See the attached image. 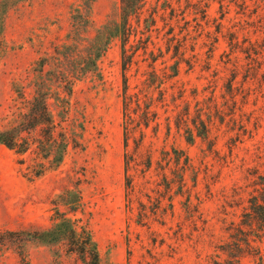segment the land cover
I'll list each match as a JSON object with an SVG mask.
<instances>
[{
    "label": "rangeland",
    "instance_id": "obj_1",
    "mask_svg": "<svg viewBox=\"0 0 264 264\" xmlns=\"http://www.w3.org/2000/svg\"><path fill=\"white\" fill-rule=\"evenodd\" d=\"M120 11L121 0H0V123L21 120L45 94L70 137L63 161L39 177L34 151L20 156L0 144V230L51 227L59 208L89 223L100 264H231L237 253L247 255L235 264H260L244 240H257L264 254V233L244 213L264 176V0H148L141 20L133 19L130 52L141 38L150 41L126 71L130 89L146 86L150 64L160 75L179 67L163 85L158 131L155 123L146 129L144 160L154 153L146 173L126 170L136 143L125 146L123 41L115 38L102 55L93 47ZM184 114L192 141L177 126ZM198 116L213 119L207 140L192 123ZM43 135L33 132L34 140ZM55 136L50 161L62 152L60 126ZM174 149L185 154L181 165L190 159L182 189L174 161L168 177L158 163L167 166L163 150L174 157ZM65 189L82 191L76 215L56 205ZM24 249L28 264H81L64 247L33 241ZM0 264L26 263L10 243Z\"/></svg>",
    "mask_w": 264,
    "mask_h": 264
},
{
    "label": "trees",
    "instance_id": "obj_2",
    "mask_svg": "<svg viewBox=\"0 0 264 264\" xmlns=\"http://www.w3.org/2000/svg\"><path fill=\"white\" fill-rule=\"evenodd\" d=\"M148 0H121V11L119 18L106 23L102 30L98 31L96 37V44L94 49L101 53V55L109 48L111 41L115 38H121L123 41L122 46V60L124 70V87L122 92L123 100V113H124V135L125 146H128L129 140L133 139L136 143L134 153L126 152V170L136 168L138 165L144 173L148 172L154 163L153 150H149V154L144 160L143 146L145 137L147 136L146 129H148L153 123H155V130L158 131L160 125L158 105L165 101L167 89L163 88V85L169 80L176 77L179 73L178 63L171 66V73L160 75L156 66L150 64L151 72L150 78L147 79L146 86L138 91L131 90L126 71L129 67L137 62L135 60L136 54L140 48H143L145 53L148 52L149 39L144 41L142 38L139 40L141 45H131L133 48L130 50L127 48V44L133 35H137L138 29L134 26L133 19L137 18L138 21L145 11V7ZM154 13L150 17L149 25H153L156 21ZM120 19V20H119ZM147 21V20H146ZM149 31V30H148ZM179 52V50H177ZM151 54L153 53L150 51ZM156 59L153 58L155 62ZM153 88V90H152ZM156 90L159 95L155 96ZM32 108L29 113L24 112L21 114V120L16 116L8 119L5 123H0V144L5 145L9 149L15 151L20 156L26 155L30 152H35L37 155L34 158L33 168L34 176L39 177L45 174L47 171L54 167V163L58 166L64 158L67 147L70 143V137L67 131V126L63 124H57L49 108L47 96L40 94L33 99ZM7 120V118H5ZM192 123L197 130V135L207 140L213 130V119L211 116L208 120H204L202 116H198ZM183 125L187 133L188 141L194 140V130L189 126V119L187 114L179 117L177 126ZM60 126L62 130V143L61 155L55 160H48L49 153H53L57 146V139L55 136L56 130ZM38 128L47 131V136L43 135L38 140H34L33 132ZM37 141V142H36ZM175 156L173 157L168 150H163L165 157L163 160H167V166L159 163V167L163 171L164 177H168L166 172L170 163L174 161L179 172L180 189L184 187L185 178L182 170H187L190 166V159L186 155L184 157L183 165H181V159L185 155L184 152L174 149ZM180 153H183L181 156ZM21 163L25 162L22 158ZM49 161V162H48ZM143 165V166H142ZM55 169V168H54ZM138 169V167H137ZM132 178L130 181V187L136 188V184L133 183V174H129ZM261 180L259 184L261 188L258 189V194L253 195L251 198L250 208L246 209L244 216L247 218L248 225L253 227L256 224L257 233H264V176H260ZM75 196H72L74 195ZM59 202L56 205H65L68 207L69 212H73L76 215L77 211L83 206V194L81 190L65 189L60 194ZM53 224L51 227L45 229H21V230H0V255L10 245L17 249L24 263L28 264L27 252L24 249V244L28 242H39L42 244L56 245L66 248L67 254L75 256L81 264H100V252L97 241L94 237L92 228L88 222L83 221L82 218L69 216L68 212H62L57 208L56 214L52 218ZM254 229V228H253ZM245 245L249 250L254 252V256L260 260V264H264V254L261 250V246H256L257 240L248 239L244 240ZM260 241V240H259ZM262 241V239H261ZM243 244H236L238 250L242 249ZM240 254V253H239ZM230 254L229 261L231 264L241 261L242 256Z\"/></svg>",
    "mask_w": 264,
    "mask_h": 264
}]
</instances>
